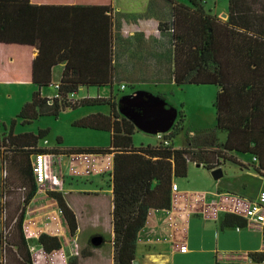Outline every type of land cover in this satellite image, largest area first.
<instances>
[{
    "label": "trees",
    "instance_id": "16d2710c",
    "mask_svg": "<svg viewBox=\"0 0 264 264\" xmlns=\"http://www.w3.org/2000/svg\"><path fill=\"white\" fill-rule=\"evenodd\" d=\"M170 1L173 4V17L170 25L163 26L169 25L172 31L176 84L217 85L219 91L215 104L216 126L227 130L230 135L238 134L244 137L248 148L240 151L229 145L209 147L196 137H190L181 147H174L172 138L179 130L178 125L173 126L175 131L163 133L159 144L134 147L132 135L137 127L121 112L127 99L125 102L121 100L129 94L118 99L112 94L107 97H75L81 87L111 85L112 54L108 57L102 56L93 48L94 45H89L84 36H79L82 33L79 7L71 14L60 11L51 14L47 11L49 5L36 6L35 14L42 17L40 29L35 28L31 19L27 30L42 37L41 51L47 36L55 30V21L58 36L65 38L68 32H72L73 37H70V46L57 53L58 62H67L57 87V94L49 97L42 95L40 90L35 91L12 120L9 132L0 134V161L4 171L0 232L8 245L13 231L19 233L17 245L19 248H25L21 253L22 264H34L28 240L22 233L27 207L37 195L40 186L33 168L34 158L39 153L54 156L73 153L113 155L110 182L113 195L111 215L115 264H135L138 234L145 226L149 213L154 209H171L175 178L187 176L190 162L203 164L213 170L226 160L238 162L231 152L236 149L237 152L252 155V166L264 175V0H228L226 19L208 12L203 0H188L191 6L176 0ZM18 3V0H0V41L10 42L14 39L12 33L16 32L21 15L23 18L26 14L25 7L21 11ZM95 6L96 4H93V7ZM45 52L43 63L50 62L47 70L50 71L56 62H51V52ZM38 57L40 58V55ZM36 60L38 62V58ZM36 60L31 82L39 86L52 84L51 74H38ZM156 95L168 101L164 94ZM86 104L111 106L109 114L93 113L76 122L77 125L110 131L109 146L44 147L38 142L48 133V129H39L38 133L14 132L17 120L24 125L30 124L42 115L58 117L64 109ZM136 110L139 111V108ZM179 115L181 119L184 117L180 110ZM245 139L243 140L246 141ZM17 182H23L19 188L23 191L20 200L22 205L19 206V211L15 212L16 215L11 217V209L17 201V193L14 192L12 184ZM47 194L57 201L70 233L76 235L79 229L77 215L70 207L64 192L50 189ZM225 224L245 227L249 223L245 216L229 212ZM91 239L90 244L98 247L92 244ZM38 241L47 253L63 247L59 236L48 232L40 233ZM105 241L104 237L101 245ZM251 257L263 260L264 253L254 252ZM78 260V256H71L68 264H79Z\"/></svg>",
    "mask_w": 264,
    "mask_h": 264
},
{
    "label": "crops",
    "instance_id": "0c3cea01",
    "mask_svg": "<svg viewBox=\"0 0 264 264\" xmlns=\"http://www.w3.org/2000/svg\"><path fill=\"white\" fill-rule=\"evenodd\" d=\"M176 1L191 6L188 0ZM18 2L21 11L25 7L26 14L23 18L21 15L22 20L20 18L16 32L12 33L14 39H11L10 42L0 41L1 86L5 84L39 86L37 83L31 82L37 58L38 74L44 76L51 74L52 84L56 82V86L62 79L67 62H58L56 60L57 53L70 46L72 42L70 37H73V33L68 32L65 38L58 36L55 21V30L53 34L47 36L41 51L40 38L42 37L27 30L31 19L34 21L35 28L40 29L42 17L36 15L35 11L36 6L41 4L49 5L47 11H50L51 14L58 11L71 14L75 8L79 7L78 16L80 15L82 27V33L79 36H84L85 40L90 43L89 45H94L93 48H96L102 56L108 57L112 54L111 87L115 82H118L121 87L123 84L126 85L124 89L130 85L132 93H134L140 90L139 86L154 85L153 89L147 90L166 96V92L159 90L161 85L168 80L177 85L174 80L173 37L171 28H169L173 17V4L170 0H18ZM203 3L208 12L218 16L221 14L207 7L204 0ZM93 4L96 6L93 7ZM227 10L222 13L223 16L227 14L225 13ZM163 24L169 25L166 27ZM35 34L37 33L35 32ZM45 51L51 52V62H56L50 71H47L50 62L43 63ZM59 64H63L64 67L59 79L55 80L54 70ZM85 87L88 93L81 98L107 97L100 91L97 92V95H91L92 93L89 91L91 87L101 88L104 86L81 88ZM113 90L114 88L111 89V94L114 93ZM56 94L53 91H48V93L43 91L42 93L49 97ZM27 101L19 104V111ZM216 129L225 133L222 140L213 132L201 135L191 132L192 138L196 137L198 141L209 147L229 145L231 148L240 149V151L248 148V142L244 137L238 134L230 135L227 130L219 129L217 126ZM231 152L238 162L226 160L217 167L223 170V176L219 179H215L212 175V171L217 168L209 170L203 164L199 165L198 163H195L197 165L195 172L190 174V169H188L184 181L176 182L175 179L178 187L173 191L171 209L151 211L145 226L138 234L136 255L138 264H177L178 261L192 262V264H264V259L255 260L251 257V253L254 252L264 253V222L249 223L245 227L237 224H225L226 215L229 212H235L237 199H258L264 191V175L258 173L252 166L253 156H250L249 153L237 152L236 149ZM246 154L250 158L243 156ZM59 156L58 159L53 158L54 169L59 170L58 163L63 165L64 162V169L61 168V170L63 179H66V174H70L71 157L67 155L69 159L65 160L61 157L62 155ZM228 163H232L234 166L228 168ZM63 188L61 191L65 192ZM72 193L70 191V195ZM64 194L70 204L69 197L66 193ZM38 195H41V201L35 204L39 198ZM46 197L58 205L57 201L40 186L31 205L35 206V210L38 208L43 211L41 214L45 211L42 201H45ZM110 197L111 206L108 212L111 215L112 193ZM57 208L61 213L59 206ZM53 219L57 218L54 216ZM59 224L54 226L57 232H60L62 228ZM80 229L79 226V231ZM110 230L113 231V225ZM32 238H35V235ZM183 245L187 246V250H181Z\"/></svg>",
    "mask_w": 264,
    "mask_h": 264
},
{
    "label": "rangeland",
    "instance_id": "374dc122",
    "mask_svg": "<svg viewBox=\"0 0 264 264\" xmlns=\"http://www.w3.org/2000/svg\"><path fill=\"white\" fill-rule=\"evenodd\" d=\"M207 3V7L212 8L216 13H221L219 17L226 19L222 13L228 9V0H204ZM227 13V12H225ZM64 65L59 64L55 68L54 79L58 80L60 73H62ZM54 80V81H55ZM154 85H142L139 86L141 91H149L147 89H153ZM114 88L112 95L115 98H120L123 95L131 94L132 87L128 85L126 89L122 88L118 82H115L113 87L111 85L101 88L91 87L89 91L91 95H97L100 91L101 94L109 96L111 89ZM99 89V90H98ZM219 87L215 84H196L186 83L182 86L175 85L171 81L164 82L159 88L160 91L166 92L168 102L182 111L184 117L182 118L178 113V118L175 125H178V129L175 136L172 138L174 147L183 146L193 134L191 132H197V134H205L206 132H213L217 134L221 140L225 137V133L216 129V96ZM0 134L9 132L12 126V120L16 118L19 112V104L23 101L30 100L32 94L35 91H53L57 93L56 82L53 84L39 87L37 85H19V84H5L0 85ZM137 90V91H140ZM88 93L87 88H80L76 98ZM116 100V99H115ZM111 106L109 104H86L77 108H67L56 115H42L38 119L34 120L30 124H22L20 120H17L14 131L16 133L22 132H34L38 133L39 129H48V133L39 139V145L44 147H105L111 143V132L108 130L96 129L92 127L77 125L76 122L81 118L92 113H104L109 114ZM176 129H171L175 131ZM61 142L59 143V140ZM134 147H140L142 145H157L161 141V136L156 133L146 132L142 129H136L132 135ZM108 155V154H107ZM246 158L250 156L248 154L243 155ZM60 156H53L58 159ZM63 159L68 160L67 155L61 156ZM76 157V156H74ZM90 157L96 159L94 166H87L89 164L84 157L72 158L70 166V174H66L63 185L64 193L69 197L70 207L75 211L80 226L76 235L70 233L68 224L59 212L58 205L50 198H45L42 201L45 209L40 211L38 208L35 210L34 205L27 207V215L23 225V233L28 240L30 247L31 260L34 264H68L71 256L79 257V264H115L114 260V243H113V231L112 215L108 212L110 210L111 202V182H110V169L107 164L100 163L101 157L99 155H92ZM51 162L52 173L56 172L59 177L63 176V167L65 166L58 163V169H54L55 165ZM91 162V163H92ZM229 166H234L232 163H228ZM197 165L195 162L189 163V173L195 172ZM62 168V170H61ZM87 168H95L96 171L88 173ZM204 168V167H202ZM58 177V178H59ZM176 182L184 181V177H176ZM4 181L3 163L0 161V202L2 199ZM61 183V178H59ZM14 185V192L17 193V201L12 207L10 215L14 217L20 209L21 197L23 191L19 188L22 187L23 182H17ZM53 187V185L51 184ZM50 185H41L42 190H50ZM40 188V186H38ZM52 189V188H51ZM70 191L73 193L70 195ZM45 195V194H44ZM35 204L41 201V195ZM36 197V198H37ZM257 202L256 198H245ZM113 200V199H112ZM42 209V207H41ZM112 214V211H111ZM57 219H53V217ZM250 221H248L249 223ZM57 223L62 227L60 232L55 231L54 226ZM30 225V226H29ZM30 227V228H28ZM1 231V229H0ZM51 232L50 234L58 235L61 239L63 247L60 250L53 251L51 253L45 252L38 241V237L42 232ZM19 233L13 231L10 236L9 245L6 240H3L0 232V264H22L21 253L25 248H19L17 245V235ZM103 235L105 237V243L99 247H93L90 244L91 237L95 235ZM35 235V238L32 236ZM13 243V244H11ZM88 254V255H86ZM177 264H192V262L178 261Z\"/></svg>",
    "mask_w": 264,
    "mask_h": 264
},
{
    "label": "water",
    "instance_id": "95a60500",
    "mask_svg": "<svg viewBox=\"0 0 264 264\" xmlns=\"http://www.w3.org/2000/svg\"><path fill=\"white\" fill-rule=\"evenodd\" d=\"M227 14H224L226 17ZM121 101L126 105L121 109V112L131 119L138 129L146 132L156 133L162 135L170 131L176 123L179 110L169 102L154 93H147V91H137L136 93L124 96ZM139 108V111L136 109ZM200 165V163H198ZM215 179L223 176V170L217 168L212 171ZM103 235H95L91 242L94 246H99L103 243ZM135 264H138L135 261Z\"/></svg>",
    "mask_w": 264,
    "mask_h": 264
},
{
    "label": "built area",
    "instance_id": "2783aa9c",
    "mask_svg": "<svg viewBox=\"0 0 264 264\" xmlns=\"http://www.w3.org/2000/svg\"><path fill=\"white\" fill-rule=\"evenodd\" d=\"M59 85H57L58 87ZM125 85H122V88H124ZM74 96V95H73ZM161 136V135H160ZM90 154L92 155H99L101 157L100 163L110 165L109 168L110 172L113 170V155L112 154H94V153H73L69 155L72 158H80L84 157V159L89 163L86 165L88 166H94V162H96V159H93L90 157ZM53 156L46 153H39L35 156L33 161V168L35 172L36 179L38 183L41 185H53L51 186L52 189H59L62 190L64 185V179L63 177H59L56 172L52 173L51 165L49 159L52 158V164L53 162ZM76 156V157H74ZM92 162V163H91ZM110 163V164H109ZM96 171L95 168H87L88 173H92V171ZM61 178V183L59 182V178ZM177 184H173V191L177 189ZM235 212L238 214H241L247 218L249 223L259 224L264 222V191L260 194L259 199L257 202H253L252 200H247L245 198H239L236 200L235 203ZM181 250L185 251L187 250V246L183 245L181 246Z\"/></svg>",
    "mask_w": 264,
    "mask_h": 264
},
{
    "label": "bare ground",
    "instance_id": "6f19581e",
    "mask_svg": "<svg viewBox=\"0 0 264 264\" xmlns=\"http://www.w3.org/2000/svg\"><path fill=\"white\" fill-rule=\"evenodd\" d=\"M32 237H34V236H32Z\"/></svg>",
    "mask_w": 264,
    "mask_h": 264
}]
</instances>
